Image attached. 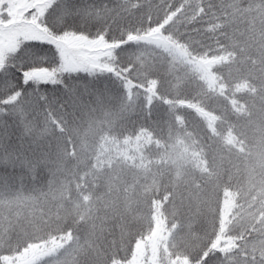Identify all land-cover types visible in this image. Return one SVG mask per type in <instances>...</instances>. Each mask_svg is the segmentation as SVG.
Segmentation results:
<instances>
[{
    "label": "trees",
    "instance_id": "1",
    "mask_svg": "<svg viewBox=\"0 0 264 264\" xmlns=\"http://www.w3.org/2000/svg\"><path fill=\"white\" fill-rule=\"evenodd\" d=\"M89 2L107 4L110 8L118 9V25L113 26L114 35L119 37V28H123L127 30L128 39L131 41V46L126 47L123 52L114 51L108 57L116 61L112 68L118 78L104 76L92 81L90 85L104 83L109 87L108 91L121 95V99L128 96L127 92L131 94L132 90H125L124 83L137 84L131 77V71L135 69L131 53L135 50L136 39L157 36L171 46L178 47L187 56L190 65L184 64L177 73L181 77L179 81L169 72L167 76L172 82L163 85L160 73L150 72L149 82L154 85L151 95L153 102L150 104L165 108L164 104L171 102L183 117L199 118L192 121L195 123L194 129L199 128V147L205 149L206 159L217 169L216 177L212 180L202 177L209 176L210 172L214 173L208 167L207 172L199 177L203 184L199 192L203 190V194L209 189L213 196H208L209 199L204 197L202 200L200 197L198 217L191 224L189 219L183 224L186 223V226L182 229L188 227L191 231H197L190 238L194 246L187 249L190 251L184 255L190 263L195 261L196 264H208L205 258L209 259L210 264L223 263L227 249L225 237H234V243L227 246L233 252L236 249L235 244L242 245L251 236L248 230L243 229L240 233L241 230L232 231L224 225L226 216L221 213L222 196L226 190L236 194L240 172L229 161L234 154L233 143H226L221 138L222 132L227 130L237 135L242 134L247 139L251 138L252 142V139L260 135L264 117V0ZM131 3H135L136 7L130 8ZM109 23L112 21L109 20ZM197 62L199 68L196 70ZM158 67L165 68L168 65L162 64ZM48 91L50 96L55 93L58 103L64 105L63 108L53 106L50 111H45L42 107L28 110L24 104L25 98H13L7 90L0 87V113L13 114L18 105L23 109L19 116L37 112L36 151L25 144L21 145V140L14 133H10L9 144L17 148L27 147L25 154L30 159L38 160L31 168L19 165L0 166V218L3 219H0V259L18 255L34 244L38 250L43 249V246L49 247L43 254H37L34 264L121 263L127 259L132 242L137 238H144L145 232L142 228L146 219L143 213L149 210L144 208V203L138 205L137 215L131 216L127 212L124 217L120 216L118 227L109 218L97 221L84 217L85 207L95 209L98 200L109 201L120 207L124 203L122 199L126 197L123 195L126 192L124 189L112 191L105 185L109 184L103 180L106 172L96 166L86 168L83 176L72 175L75 179L73 193L82 202L78 210L72 209L73 206L67 201L64 206L52 207L51 197L57 193V188L51 185V181L62 177L61 163L74 160L76 155L73 151L75 135L71 133V128L78 108L83 105L84 91L81 87L75 104L62 89L53 90L49 86ZM154 112L152 115L156 117ZM12 114L3 117L11 125L9 132L13 124L10 117ZM205 116L212 117L214 124L208 125L203 119ZM125 118L131 120L130 117ZM43 123L47 129L41 133L40 127ZM125 123L128 124L127 121ZM88 160L91 162L92 157ZM64 170L65 173L68 172L65 164ZM231 176L235 178L230 180ZM163 186L167 190L161 189L154 194L144 193L141 197L145 200L148 195V200H154L153 202L163 206V212L168 219L166 224L171 222L177 228L181 216L177 206L186 192L181 187L182 191L174 194L169 190L171 185ZM162 193H165L164 197ZM13 198L27 201L29 209L37 206V211L33 209L35 213L30 215L28 208H22L24 213L18 215L14 210L17 205L15 203H12L10 211L9 202ZM241 201L245 203L242 198ZM171 204L174 212L171 211ZM6 207L9 209L8 214ZM52 208L57 209L55 214ZM19 209L21 208L17 210ZM232 225L233 223L229 226ZM66 236L76 243L74 250L68 248L71 250L69 252L66 251L69 247L65 243ZM50 239L56 241L57 247L54 251L49 243ZM222 244H225L224 247ZM256 245L257 243L254 247ZM259 261L264 262V255Z\"/></svg>",
    "mask_w": 264,
    "mask_h": 264
},
{
    "label": "rangeland",
    "instance_id": "2",
    "mask_svg": "<svg viewBox=\"0 0 264 264\" xmlns=\"http://www.w3.org/2000/svg\"><path fill=\"white\" fill-rule=\"evenodd\" d=\"M134 42L137 44L131 53L133 57L131 60L135 69L131 71V77L137 81V84L124 83L125 90L128 88L132 90L131 94L127 92L128 96L122 100L121 95L108 91L109 87L99 82L97 85L89 84L88 91L83 88V105L78 108L74 116L75 123L71 128V133L75 135L73 151L76 155L74 160L64 163L68 172L65 173L62 162V177L51 181V185L57 188V193L51 197L52 207L64 206L67 201L73 206L72 209L78 210L82 202L73 193L75 179L72 175L83 176L86 168L101 167L106 172L103 180L109 183L105 185L112 191L123 189L126 191L123 194L126 196L122 199L123 206L98 200L95 209L90 206L85 207L84 217L97 221L109 218L118 227L120 216L124 217L127 212L131 216L137 215L138 205L144 203V208L149 210L144 213L142 211L146 219L142 228L145 232L144 238L135 239L130 246L127 259L118 264H193L188 261L184 253L194 246L190 238L191 235H196L197 231H191L188 227L182 228L186 226V223L183 225L186 220L189 219L191 224L198 217L199 198L201 197L202 200L204 197L209 199L213 196L209 189L203 194V190L199 192L203 187L199 177L207 172L206 167H208L214 173L210 172L209 176L202 177L212 180L216 177L217 168L209 164L204 154L205 149L199 147V128L195 130V123L192 122L199 118L183 117L171 102L164 104L165 108L150 104L153 102L151 95L154 85L149 82L150 72H159L163 85L172 82L167 76L169 72L173 73L176 81H179L181 77L177 73L184 64L189 66L190 63L178 47L171 46L160 37L141 38ZM162 64L168 67H158ZM198 68L197 62L196 70ZM124 81L127 80H122ZM128 98L130 100H127ZM156 109H160L161 112ZM22 112V107L18 105L10 116L11 121L13 120L10 133L19 137L20 130L16 127V123L23 121L35 140L24 139L23 142H19L36 151L37 112L19 116ZM153 112L156 117L152 115ZM125 117H130L131 120ZM203 119L208 125H213L215 121L210 116H205ZM125 121L128 122L127 125ZM40 128L42 133L47 126L43 123ZM260 130V135L252 139L253 142L251 138L247 139L231 130L222 132L221 140L233 143L234 154L229 161L237 172H240L237 196L230 190L224 191L222 196L221 213L226 216L224 225L232 231L241 230L240 233L243 229L248 230L251 236L247 237L242 245L235 244L236 249L233 252L227 246L234 243V237H225L226 256L221 264H264L259 261L264 255V117ZM22 150L27 151L28 148L22 147ZM90 157H92L91 162L88 160ZM233 177L231 176L230 180ZM161 184L171 185L169 190L174 194H179L182 191L181 187H184L186 192L177 206L181 214L180 225L177 228L171 222L166 224L168 219L163 212V206H159L153 202L154 200H148V195L145 200L141 197L144 193L154 194L161 189L167 190L163 185L161 187ZM112 186L115 187L114 190ZM162 195L164 197L165 193ZM241 198L245 203H242ZM12 203L17 204L14 210L18 215H22L23 209L26 208L30 215L35 213L34 210L37 211V206L33 208L34 210L29 209L28 202L19 198L11 199L10 211ZM18 208L21 209L17 210ZM172 208L173 204L171 211L174 212L175 209ZM9 209L6 207L7 214ZM56 211L57 209L52 208L53 214ZM0 219L3 221L2 218ZM229 222L233 223L231 227L229 225L232 223ZM64 239L69 245L66 251L74 250L76 243L68 236ZM224 245L222 244V247ZM43 247L38 250L37 245L31 244L22 253L5 260L8 264H34L38 258L37 254L49 250V247Z\"/></svg>",
    "mask_w": 264,
    "mask_h": 264
},
{
    "label": "snow or ice",
    "instance_id": "3",
    "mask_svg": "<svg viewBox=\"0 0 264 264\" xmlns=\"http://www.w3.org/2000/svg\"><path fill=\"white\" fill-rule=\"evenodd\" d=\"M114 25L118 9L89 0H0V87L13 98H25L28 110L64 107L54 92L49 95V86L62 89L75 104L81 87L88 91L98 78H118L112 68L116 61L108 57L131 41L123 28L114 35ZM9 114L0 113V166L31 168L38 160L9 144L11 125L3 118ZM16 127L22 142L35 140L23 121ZM49 243L54 251L55 239ZM0 264L8 262L0 259Z\"/></svg>",
    "mask_w": 264,
    "mask_h": 264
},
{
    "label": "clouds",
    "instance_id": "4",
    "mask_svg": "<svg viewBox=\"0 0 264 264\" xmlns=\"http://www.w3.org/2000/svg\"><path fill=\"white\" fill-rule=\"evenodd\" d=\"M136 7V4L135 3H131L130 4V8H135Z\"/></svg>",
    "mask_w": 264,
    "mask_h": 264
}]
</instances>
